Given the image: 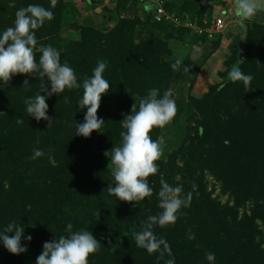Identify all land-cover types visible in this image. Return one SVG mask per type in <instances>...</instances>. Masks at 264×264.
I'll return each mask as SVG.
<instances>
[{
  "label": "trees",
  "instance_id": "16d2710c",
  "mask_svg": "<svg viewBox=\"0 0 264 264\" xmlns=\"http://www.w3.org/2000/svg\"><path fill=\"white\" fill-rule=\"evenodd\" d=\"M198 1L168 0L165 7L182 16L193 11L190 19L199 25L210 22L213 5L205 12ZM29 4L50 7V0H0V31L13 26L16 11ZM65 6V0H58L52 9L54 19L36 30L37 47L60 50L62 62L74 68L81 85L98 60L107 61L104 76L110 86L97 112L105 125L89 138L75 135L76 122L82 123L86 112L77 106L83 87L66 89L47 101L48 115L57 121L48 128L45 121L28 117L23 103L39 91L42 77L16 75L9 83L0 82V227L10 221L25 226V234L32 236L28 251L34 253L35 264L43 243L65 235L68 223L73 230L89 229L101 243L89 264H166L167 255L158 261L159 253H147L134 239L142 222L161 211L157 194L163 176L192 195L190 206L181 209L174 225L154 229L169 243L176 264H209L207 252L215 254V264H264V23L246 24L242 59L240 47H234L219 73L221 82L210 85L201 98L191 99L198 119L179 151L165 163L157 161L159 172L149 177L153 195L124 202L107 190L114 183L113 165L104 153L120 143V123L134 103L138 107L151 88L161 93L169 89L174 75L172 63L164 59L171 51L167 40L159 37L136 43L142 24L137 18H122L106 32L80 26L76 40H64L60 24ZM146 14L152 25L168 29ZM173 30L178 38L187 34L207 41L182 28ZM220 37L212 39L215 48ZM36 56L38 60L39 52ZM235 66L254 79L248 85L233 82L229 72ZM26 79L30 85L23 86ZM44 83L50 87L46 78ZM159 131L154 128L150 133L154 140ZM34 148L43 149L45 156L31 159ZM179 156L182 166L176 164ZM207 176L219 184L229 203L212 198ZM189 230L194 240L188 239ZM0 251H5L0 264L19 263L22 254L14 256L2 246Z\"/></svg>",
  "mask_w": 264,
  "mask_h": 264
},
{
  "label": "clouds",
  "instance_id": "9594fccd",
  "mask_svg": "<svg viewBox=\"0 0 264 264\" xmlns=\"http://www.w3.org/2000/svg\"><path fill=\"white\" fill-rule=\"evenodd\" d=\"M57 3L58 0H50V7L41 4L22 7L15 13L14 25L0 31V82L9 83L16 75L42 77L39 91L25 97L23 103L28 117L37 122L45 121L48 128L57 121L54 123L53 117L48 115L47 101L54 95L61 96L66 89L83 87V95L77 106L79 109H86V112L83 122H76L74 133L76 136L89 138L92 132H99L105 125L104 119L98 117L97 112L102 96L109 91L110 83L104 76L108 63L103 59L98 60L91 76L81 85L74 68L62 62L60 50L52 45L37 47L36 30L54 19L52 9ZM233 7L241 27L246 21L264 14V0H233ZM245 36L246 33H242L241 41ZM171 68L188 71L179 59L171 64ZM229 77L233 82H243L245 85L254 79L253 75L245 73L239 66L229 72ZM45 78L50 87L45 85ZM25 85H30L27 79L23 86ZM176 112L177 106L171 88L163 93L157 88H151L140 99L138 107L134 103L131 113L124 115L120 123V143L104 153L113 165L114 183L107 188L111 196L124 202H138L153 195L149 177L159 172L157 161L163 155V140H154L150 133L154 128L168 125ZM43 156V149L34 148L30 158L35 160ZM160 185L157 195L161 211L149 215L142 222L134 239L137 247L147 253H159L158 261L167 255L166 264H176L169 243L163 236L157 235L154 229L156 226L164 228L174 225L181 209L190 206L192 195L184 194L183 185H170L163 176L160 178ZM64 231L65 235L43 243L36 264H89V257L101 248V243L89 229L73 230V225L68 223ZM188 239H195V234L190 230ZM31 241L32 236L25 234V226L21 222L10 221L0 227V246L14 256L25 254ZM205 259L209 264H215L216 256L207 252Z\"/></svg>",
  "mask_w": 264,
  "mask_h": 264
},
{
  "label": "rangeland",
  "instance_id": "374dc122",
  "mask_svg": "<svg viewBox=\"0 0 264 264\" xmlns=\"http://www.w3.org/2000/svg\"><path fill=\"white\" fill-rule=\"evenodd\" d=\"M182 1L187 0H172V3ZM198 2L201 6L203 5L205 12L210 5H213L212 19L226 13V29L219 38L218 48H215L212 40L198 41L187 34L178 38L179 33L172 27L167 26L168 29L164 30L155 27L148 21L147 14L133 4L134 0H92L89 3L85 0H65L66 6L60 24V38L67 41L76 40L80 26H90L98 31L106 32L122 18H137L142 24L136 30V43L149 37L166 39L171 54L164 60L173 64L179 59L188 68V71H183L182 68L173 70L174 79L169 88L173 90L177 112L173 120L159 131L158 139L163 140V155L159 161L163 163L179 151L188 133L193 129L191 127L196 124L198 115L192 108L191 99L201 98L210 85L221 82L219 73L225 70V61L230 58L234 47L241 48L244 44V40L241 41V35L245 32L246 24L252 20L264 23V14H261L246 21L241 27L235 17L233 0H211L209 3H207L208 0H199ZM185 14L193 18V11L185 12ZM175 160L178 166L184 164V159L180 156ZM206 185L213 199L222 204L229 203V198L221 194L219 184L210 176H207ZM248 209L246 207L245 210ZM242 212L243 210H240V214ZM4 256L5 251H0V260ZM18 264H35L34 253L29 250L22 254Z\"/></svg>",
  "mask_w": 264,
  "mask_h": 264
},
{
  "label": "built area",
  "instance_id": "2783aa9c",
  "mask_svg": "<svg viewBox=\"0 0 264 264\" xmlns=\"http://www.w3.org/2000/svg\"><path fill=\"white\" fill-rule=\"evenodd\" d=\"M138 5L146 8L147 13L151 14V20L156 24H164L174 29L188 30L195 36L205 37L207 41L214 39L215 35H221L226 29L225 19L223 16H217L210 22L204 20L201 25L191 20L187 16H182L166 9L168 0H134ZM148 8V9H147ZM224 13V12H223Z\"/></svg>",
  "mask_w": 264,
  "mask_h": 264
},
{
  "label": "water",
  "instance_id": "95a60500",
  "mask_svg": "<svg viewBox=\"0 0 264 264\" xmlns=\"http://www.w3.org/2000/svg\"><path fill=\"white\" fill-rule=\"evenodd\" d=\"M239 55H240V57H241V59H242V55H243V48H239Z\"/></svg>",
  "mask_w": 264,
  "mask_h": 264
},
{
  "label": "crops",
  "instance_id": "0c3cea01",
  "mask_svg": "<svg viewBox=\"0 0 264 264\" xmlns=\"http://www.w3.org/2000/svg\"><path fill=\"white\" fill-rule=\"evenodd\" d=\"M138 6V5H137ZM138 8H141L140 10H143V9H145V11H146V8H142V7H140V6H138ZM148 9V8H147ZM146 13H147V11H146Z\"/></svg>",
  "mask_w": 264,
  "mask_h": 264
}]
</instances>
